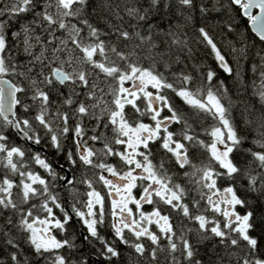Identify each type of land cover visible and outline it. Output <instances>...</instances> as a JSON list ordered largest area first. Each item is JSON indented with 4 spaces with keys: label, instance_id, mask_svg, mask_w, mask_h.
Listing matches in <instances>:
<instances>
[{
    "label": "snow or ice",
    "instance_id": "snow-or-ice-1",
    "mask_svg": "<svg viewBox=\"0 0 264 264\" xmlns=\"http://www.w3.org/2000/svg\"><path fill=\"white\" fill-rule=\"evenodd\" d=\"M0 264H264V0H0Z\"/></svg>",
    "mask_w": 264,
    "mask_h": 264
},
{
    "label": "trees",
    "instance_id": "trees-1",
    "mask_svg": "<svg viewBox=\"0 0 264 264\" xmlns=\"http://www.w3.org/2000/svg\"><path fill=\"white\" fill-rule=\"evenodd\" d=\"M237 119H239V114H237Z\"/></svg>",
    "mask_w": 264,
    "mask_h": 264
},
{
    "label": "water",
    "instance_id": "water-1",
    "mask_svg": "<svg viewBox=\"0 0 264 264\" xmlns=\"http://www.w3.org/2000/svg\"><path fill=\"white\" fill-rule=\"evenodd\" d=\"M70 175V174H69Z\"/></svg>",
    "mask_w": 264,
    "mask_h": 264
}]
</instances>
